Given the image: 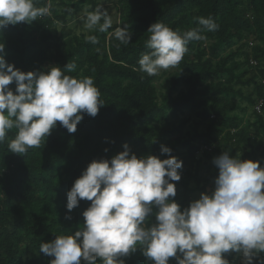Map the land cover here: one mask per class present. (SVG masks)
Listing matches in <instances>:
<instances>
[{"label":"trees","instance_id":"16d2710c","mask_svg":"<svg viewBox=\"0 0 264 264\" xmlns=\"http://www.w3.org/2000/svg\"><path fill=\"white\" fill-rule=\"evenodd\" d=\"M110 3L118 20L107 33L84 27L86 12L101 0H37L50 7L49 16L0 30L6 62L23 72L75 62L76 70L65 74L93 78L105 102L95 117L85 113L74 133L57 122L41 147L24 155L10 153L7 141L0 144V264H50L53 257L41 253L40 244L82 227L90 205L81 200L68 212L67 192L89 163L110 160L125 143L138 158L166 159L160 146L172 149L170 155L183 162L181 180L172 182L181 209L214 190L219 170L212 160L224 151L264 167V0ZM209 16L218 30L190 42L179 66L157 76L139 71L141 55L151 51V24L183 32L199 27L197 17ZM124 25L133 33L126 46L109 35ZM89 35L99 43L88 41ZM10 87L14 91L15 83ZM239 102L251 107V118ZM125 264L151 262L138 249Z\"/></svg>","mask_w":264,"mask_h":264},{"label":"clouds","instance_id":"9594fccd","mask_svg":"<svg viewBox=\"0 0 264 264\" xmlns=\"http://www.w3.org/2000/svg\"><path fill=\"white\" fill-rule=\"evenodd\" d=\"M49 15L50 7L37 6V0H0V30ZM196 21L199 27L183 32L163 22L151 24L146 41L151 51L141 55L139 71L157 76L179 66L190 42L203 40L204 31L219 28L211 16ZM112 26L103 4L86 12L84 27L89 32L107 33ZM109 35L126 46L133 33L124 25ZM86 39L99 43L95 35ZM4 49L0 42V144L7 141L10 153L24 155L40 148L57 122L69 133L76 132L85 113L95 117L105 105L93 78L65 74L76 70L75 62L63 69L53 66L47 72H23L6 62ZM13 129L15 136L9 139ZM171 151L162 144L160 152L169 158H138L125 143L123 151L110 160L89 163L67 192L68 212L81 200L90 202L82 213L83 225L72 234L56 235L40 244V252L53 257L50 264H125V258L138 249L151 264H170V259L176 264H236V258L240 264H264V167L260 162L224 151L212 160L219 170L214 190L201 193L181 209L172 182L181 180L178 170L183 162ZM232 254L236 256L230 261Z\"/></svg>","mask_w":264,"mask_h":264},{"label":"rangeland","instance_id":"374dc122","mask_svg":"<svg viewBox=\"0 0 264 264\" xmlns=\"http://www.w3.org/2000/svg\"><path fill=\"white\" fill-rule=\"evenodd\" d=\"M101 4H103L104 6H106V8H107V10L109 12V15L111 16V18L113 20V23L116 22L118 20V18L116 16L115 12H114V9L112 8V5L110 3V0H101ZM239 104L242 107H244V109L246 108L245 111H244V113H243L244 116H245V118H247V117L248 118H251V116H252L251 115V111H252L251 107H246L245 102H239Z\"/></svg>","mask_w":264,"mask_h":264},{"label":"built area","instance_id":"2783aa9c","mask_svg":"<svg viewBox=\"0 0 264 264\" xmlns=\"http://www.w3.org/2000/svg\"><path fill=\"white\" fill-rule=\"evenodd\" d=\"M252 63V62H251Z\"/></svg>","mask_w":264,"mask_h":264}]
</instances>
